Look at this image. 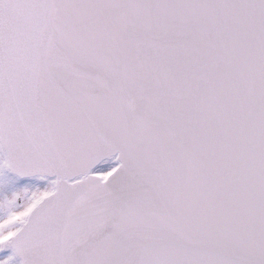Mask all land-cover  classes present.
I'll return each instance as SVG.
<instances>
[{
	"label": "snow or ice",
	"instance_id": "obj_1",
	"mask_svg": "<svg viewBox=\"0 0 264 264\" xmlns=\"http://www.w3.org/2000/svg\"><path fill=\"white\" fill-rule=\"evenodd\" d=\"M0 264H264V0H0Z\"/></svg>",
	"mask_w": 264,
	"mask_h": 264
}]
</instances>
